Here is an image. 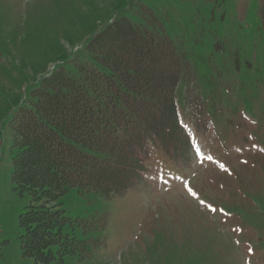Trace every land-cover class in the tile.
<instances>
[{
  "label": "rangeland",
  "instance_id": "rangeland-1",
  "mask_svg": "<svg viewBox=\"0 0 264 264\" xmlns=\"http://www.w3.org/2000/svg\"><path fill=\"white\" fill-rule=\"evenodd\" d=\"M120 16L165 29L184 59L175 100L189 148L167 155L152 140L122 196L70 189L66 214L94 223L89 251L48 264H264V0H0V264H33L19 242L32 197L12 181L13 112L59 65L90 60L84 45Z\"/></svg>",
  "mask_w": 264,
  "mask_h": 264
},
{
  "label": "trees",
  "instance_id": "trees-1",
  "mask_svg": "<svg viewBox=\"0 0 264 264\" xmlns=\"http://www.w3.org/2000/svg\"><path fill=\"white\" fill-rule=\"evenodd\" d=\"M155 24H106L83 48L90 60L59 65L14 110L12 181L32 197L19 242L33 264L89 251L94 223L66 214L70 189L121 196L140 181L152 140L167 155L179 141L188 151L175 100L185 61Z\"/></svg>",
  "mask_w": 264,
  "mask_h": 264
},
{
  "label": "snow or ice",
  "instance_id": "snow-or-ice-1",
  "mask_svg": "<svg viewBox=\"0 0 264 264\" xmlns=\"http://www.w3.org/2000/svg\"><path fill=\"white\" fill-rule=\"evenodd\" d=\"M249 139H252V137H249ZM253 147H256V146L253 145ZM241 150L242 149H240V148H237L236 149L237 152H239ZM195 155L197 157V162L198 163H203V159L205 157H203V154L200 152L199 147H195ZM206 159L209 160V161H212L213 160V157L209 155V156L206 157ZM241 162L242 163H247V161H241ZM218 167L221 170L225 171V172H230V170L223 163H218ZM176 179H182V178L181 177H176ZM183 186L188 191L189 195L193 196L194 198H197V193L194 192L191 187H189L188 181H184L183 182ZM221 187H223V185H221ZM199 203L202 206L208 207L209 210L212 211V212H216L217 211V209L215 207H213L210 204H207L206 201H204V200H199ZM220 211L223 212V209H221ZM233 231L242 232L243 229H241V228H235V229H233ZM236 243L239 244V241H236ZM247 251H248L249 255H251L253 253V249L251 248V246L248 247ZM245 264H251V262L249 260H246L245 261Z\"/></svg>",
  "mask_w": 264,
  "mask_h": 264
}]
</instances>
